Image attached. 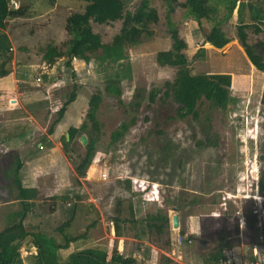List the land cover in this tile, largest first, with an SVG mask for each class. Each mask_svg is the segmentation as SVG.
Here are the masks:
<instances>
[{
    "label": "rangeland",
    "instance_id": "1",
    "mask_svg": "<svg viewBox=\"0 0 264 264\" xmlns=\"http://www.w3.org/2000/svg\"><path fill=\"white\" fill-rule=\"evenodd\" d=\"M18 1L30 9L29 17L10 19L4 31L17 43L15 46L11 44L12 59L7 65L11 72L8 75L10 78L0 82V90L18 86L19 90L27 92V99L35 101L34 117L43 128L37 130V138L34 139L36 149L38 144H43L45 148L42 152L48 151L44 141L46 136L42 133L48 132L58 118V110L75 89L77 100L69 108L63 124V136L71 126L81 127L85 123L91 125L87 118L89 101L93 94H103L98 113L101 133L94 162L85 178H79L77 174L73 178L66 200L60 198L54 203V200L50 202L47 199L46 205L39 204L38 211L42 215H51L50 219H43L46 220L45 230L51 232V236L58 242H63V236L57 228L72 217L74 209L76 219L79 212L82 216L89 209V216H100V211L93 202L83 204L82 200L95 199L107 219H113L115 207L121 202L123 220L128 217L130 201L143 203L144 195H149L158 201L155 205L164 209L162 211L169 214L172 210L180 215V230L190 234L189 221L199 222V229L195 228V234L190 236L192 242L182 244L187 257L196 256L202 263L207 262L209 253L218 245L219 234L228 228L234 234L232 239L235 245L242 247V236L237 234L236 228L237 223L240 224L238 212H242L246 222L252 226L257 220L255 211L260 206L253 198H244L259 196L264 199V193L257 191L264 171V73L252 65L238 40L240 21L237 10L240 2L230 15L228 0H212L218 13L214 19L203 20L201 24L188 17L186 10L181 7L172 15V23L178 26L181 36L188 43L187 55L192 73L232 76L230 106L226 110H220L204 103L200 108V119L195 121L192 118H177L178 106L173 101H161V95L155 104L149 106V93L154 89L163 90L165 84L173 82L177 74V68L162 67L156 60L159 52L169 50L172 46L163 0H150L160 14L159 24L152 27L153 37H146L140 46L128 50L133 77L131 81L122 82L121 97L105 90L104 73H100V67L95 63L76 62L75 59L72 66L68 67L67 59H60L51 67L43 60V49L49 44L63 46L69 40L65 30L66 20L73 13L84 12L87 3L78 0H54V4L52 0ZM141 1L143 0H134L129 9L134 10ZM239 1H246L256 7L262 6L261 0ZM11 7H16L13 0ZM251 15L250 8L246 7V24L255 23ZM216 25L232 39L222 50L213 48L206 39V35ZM93 28L102 35L104 43H111L120 32L122 23L105 26L93 24ZM247 34L248 42L264 56V31L257 33L254 28H248ZM203 48L206 49L204 55L197 56ZM2 61L3 58H0V63ZM38 77L42 78V82L36 80ZM24 112L21 109L15 113L21 116ZM71 114L74 115L75 122L68 121ZM133 118L137 120L135 126L118 143L112 144V133ZM67 121L73 125L69 126ZM83 137H86L88 143L89 135ZM207 139L214 144L203 148L198 146L199 141L205 142ZM59 142L63 146L62 138ZM87 143L83 144L81 138H77L70 147L67 158L73 169L75 162L86 155ZM3 160L4 163H9L8 158ZM103 173L108 174L107 180L102 179ZM86 178L89 180H85ZM135 179L141 181L135 184L136 187H139V183L147 182L145 187L148 189L144 193L133 187L128 188L127 182L130 181L132 186ZM1 185H4V181ZM153 185L157 189H153ZM78 195L82 196V200L78 201ZM156 210L143 208L140 214L145 217L148 211ZM3 213L4 210L1 209L0 217ZM92 217L91 221L94 219ZM227 217L233 219L228 220ZM0 222L4 226L1 219ZM120 226L122 236L132 238L135 235L132 228L125 226L124 222ZM84 227L86 225L77 220L74 227L67 228L66 231L78 235ZM247 231L254 236V241L260 237L258 229L254 231L247 228ZM175 236L178 237L171 221L166 235L153 234L145 237L162 253L153 254L154 258L149 263H160L165 256L164 251L171 254ZM138 244L134 242L133 249ZM144 246L150 248L149 245ZM68 253L69 250L64 251L63 255L60 253L61 262H68ZM144 258L145 255L141 254L136 262L147 263Z\"/></svg>",
    "mask_w": 264,
    "mask_h": 264
},
{
    "label": "trees",
    "instance_id": "2",
    "mask_svg": "<svg viewBox=\"0 0 264 264\" xmlns=\"http://www.w3.org/2000/svg\"><path fill=\"white\" fill-rule=\"evenodd\" d=\"M87 3L84 12L73 13L66 20L65 30L69 40L63 46L51 43L46 49H43V60L49 66H54L60 59H67V66L71 67L75 59L81 60L87 64L95 63L100 67V73H104L105 90L113 95L121 97L122 82L132 80V63L128 50L140 46L146 37H153V26L160 22L158 9L154 8L150 0H143L134 10L129 9V5L134 0H78ZM167 11L168 30L172 40L171 49L161 51L157 54V63L162 67L177 68L176 78L173 82H167L163 90L154 89L149 93V102L152 106L161 95V101H173L177 106V118L185 120L192 118L198 121L201 116V106L204 103L210 104L213 108L226 110L231 102L232 76L230 74H193L190 68V60L187 55L189 49L187 41L181 36L179 28L172 23V15L181 7L186 10L188 17L199 24L203 20H212L218 13V8L212 0H163ZM229 13L232 15L238 8V17L240 25L238 26V40L241 43L247 57L255 68L264 73V56L256 51V48L248 42V28H254L257 33L264 31V0H261L262 6L256 7L248 4L246 1L228 0ZM54 4V0H52ZM249 7L252 13L253 25L246 24L244 21L245 8ZM30 9L25 6L19 8L11 7V0H0V78L8 76L11 72L7 69L8 63L12 59L11 42L4 31L7 29L10 19L29 17ZM121 22L122 28L115 35L111 43H104L102 35L96 33L93 24L105 26ZM207 43L213 48L222 50L228 46L232 39L227 36L224 30L216 25L206 35ZM206 49H200L197 56L204 55ZM77 100L76 89L71 93L69 99L63 103L58 110V118L52 125L55 127L65 117L69 106ZM103 102V94L97 92L93 94L89 101L87 118L89 124H83L81 127H71L69 129V140L64 138L63 148L66 155H70V147L77 138L89 135L86 145V155L75 162V171L79 178H85L92 166L96 152L97 142L100 138L101 123L98 119V113ZM137 120L133 118L130 122H124L118 130L111 135V143H118L132 127ZM199 147H208L214 144L212 140L205 142L199 141ZM71 158V156H70ZM21 162L17 165L14 174L17 178V187L19 197L23 201V209L16 213V222L13 226L7 228L0 234V264H24L19 252L22 243L28 236H33V245L38 249V254L34 257L33 263L29 264H135L131 258L113 253L109 259L106 252L94 249L84 250L74 253L70 256L67 263H61L59 252L66 250L72 243L77 242L84 235L79 237H70L66 233L74 221L76 210L70 219L64 222L58 232L63 236V242H58L55 237L48 236L42 232L33 233L25 230L24 221L35 205L31 201L37 200L39 192L35 189H26L22 186L19 175L22 169ZM131 189V182H127ZM259 191L264 193V171L261 173L259 181ZM122 203L118 202L117 217L114 219L116 233L119 234V223L121 219ZM13 219L14 215H13ZM148 227L155 229L160 235L165 234L170 228V218L168 213L158 212L150 218ZM183 234L184 231H181ZM223 236L220 251L211 256L215 264L227 261L224 249L231 245V242ZM161 264H174L166 257Z\"/></svg>",
    "mask_w": 264,
    "mask_h": 264
},
{
    "label": "crops",
    "instance_id": "3",
    "mask_svg": "<svg viewBox=\"0 0 264 264\" xmlns=\"http://www.w3.org/2000/svg\"><path fill=\"white\" fill-rule=\"evenodd\" d=\"M15 8H19L22 6V3L18 0H13ZM52 6V5H51ZM23 19V18H18ZM9 39L12 45L15 46L17 42L13 41L12 37L10 35ZM76 62H82L81 60H75ZM52 67V66H51ZM10 77H4L0 78V82ZM47 78V75L45 76V80ZM37 79V78H36ZM18 86L15 87H9V88H3L0 90V184L2 181H4V185L0 186V208L4 210L3 215L0 217V219L3 221V225L1 226L0 222V234H2L7 228L13 226L16 222H19L16 220L15 214L21 212L23 209V201L19 197V190L16 185L17 178L14 174V171L17 167V165L21 162L22 169L20 171L19 180L22 184V186L26 189H35L39 192V197L37 200L31 201V203H34V207L30 209L25 221H24V228L25 230L31 231L33 233L42 232L48 236H51V232L45 230V224L46 220L51 218V215L45 214L42 215L38 211L39 204L42 205L47 202V199L54 203L58 201V199H67V194H69L70 186L72 185L73 178H75L76 174L75 169H73V166L69 162L67 155L65 153L64 148L59 142V140L62 138L64 142V138H67L69 140V130L65 135L63 136L62 131L64 130V121L66 117L68 116V111L64 117V119L57 124L55 127H53L52 124L49 128L48 132L44 131L42 135H45L44 141L47 143L48 151L42 152L45 148L43 144H38L36 149V141L34 139L37 138V130H43V128L38 124L37 120L35 119L34 115L35 112V101L29 100L26 98V91H21ZM46 100L47 97H44ZM29 100V101H28ZM23 109L24 115L18 116L15 112ZM5 114H7V117H5ZM74 119V115L71 114V117L69 118V122H72ZM67 123L69 126L73 125L72 123ZM55 122V121H54ZM73 122H75L73 120ZM71 127H77L71 126ZM70 127V128H71ZM69 128V129H70ZM31 136H33L31 138ZM49 144V145H48ZM4 158H8L9 163H4ZM3 164V165H2ZM73 172V173H72ZM102 174V179L103 175ZM78 176V175H77ZM82 181V179H80ZM85 180H89V178H86ZM141 182L138 179H135L133 181V185L131 186L138 191L144 193L147 189L143 190L139 187H136L135 182ZM260 181V180H259ZM84 182V181H83ZM146 184L147 182H142ZM128 186V185H127ZM157 189V186L153 185V189ZM140 190H139V189ZM257 191H259V183L257 187ZM256 191V192H257ZM67 193V194H66ZM152 193V192H151ZM153 193H156L153 191ZM260 193V191H259ZM146 196V197H145ZM144 202L141 203L139 201L133 200L129 202V212L128 217L123 219V222L125 223V226H130L132 230L134 231L135 235L133 237H125L121 234V223H119V234L116 233V227L114 224V219L117 217V209H118V203L115 207L116 214L113 216V219H107L102 209L99 207V205L96 204V200L93 198H90V200H82V196L78 195L77 199L83 204H86V202H93L96 206V208L100 211V216H89L90 209L87 210L88 212H83L82 216L80 212L77 215V219L74 218V221L72 222L71 226L69 227L72 229L74 227V224L79 220L80 223H84L86 227L81 229L79 231L78 235H72L70 231H66L67 235L70 237H79L84 235V238H80L77 242L72 243L70 247L66 250H61L59 252V255H63L64 251H68V256H71L74 253H78L84 250L88 249H94V250H100L103 252L108 253L109 259L112 257L113 253H117L120 255H123L126 258H131L135 261V264H161L162 261L168 257L171 259L174 264H215L214 260H212L211 256L215 254L216 252L220 251V244L222 241L223 236H227L228 240L231 242V245L226 247L224 249V254L227 256V261H222L219 264H225V263H240L242 261H251L254 259V253L253 249L255 246L258 245V247L261 248V254L260 258L264 262V252H262V249H264V245L261 247L260 237L257 241H254V236H252L250 231H247V228H251L252 230L257 229L260 231V236L264 234V205H263V198L259 196H253V197H245L244 199L250 200L253 198L258 202L259 209L255 211V214L257 216L256 222L250 226L246 222L245 216L242 214V212H238L239 223H237V234L242 236V247L236 246L235 242H233L232 234L229 230V228L224 230L221 234H219L218 239V245L215 247L210 253L209 257L207 259V262L202 263L201 259L194 256H186V252L182 248V245H179L177 242V237L174 238L173 248L171 250V254L167 252H163L165 256L162 258V261L160 263H149L150 259H153V254H159L160 249L152 245L146 240V236H153L159 235L164 236L166 235L170 228H168L165 232V234L160 235L155 229L150 230L148 227L150 218L157 214L158 212H161L164 209H161L160 207L156 206L155 203H158L156 199H153L149 197V195H144ZM231 197H229V200ZM261 198V199H260ZM45 200V201H43ZM142 204V206H141ZM90 206V205H89ZM54 209H57L55 206ZM146 208L147 210H151L152 208H158L156 211H146L145 217L141 215L142 209ZM0 209V210H1ZM122 209V208H121ZM123 210V209H122ZM145 210H143L144 212ZM164 213H167L165 211H162ZM97 211H95V214ZM13 215L14 218L13 219ZM123 211L121 214L122 219ZM176 214L174 211H170L168 216L170 218V226L172 221V227L174 232H176V235L183 234L180 230L182 226L181 217L179 216V223L180 227L178 230L174 228L173 226V217ZM43 216V217H42ZM53 216V214H52ZM91 217L94 218L91 221ZM100 219H99V218ZM46 219L45 221L43 219ZM172 218V219H171ZM228 218V217H227ZM233 218H228V220H232ZM249 226V227H248ZM190 234H185L188 236V239L184 241L188 242L189 244L192 242L191 235L195 234V228L199 229V222L196 223V220H191L188 223ZM58 230V228H57ZM138 230V231H137ZM195 236V235H194ZM53 237V236H52ZM190 237V238H189ZM34 238V237H33ZM107 240V241H106ZM188 240V241H187ZM33 239L29 242L26 240L22 243L20 247V254H21V260L24 264L27 263H33L31 261L35 260L33 257H35L38 254V249L33 245L32 243ZM106 241V244L104 242ZM254 241V242H253ZM134 242H138L136 249H133ZM77 245V246H76ZM144 245H149V247H145ZM21 248L23 250H21ZM77 249L76 251H74ZM157 252V253H156ZM142 255H145L144 260L147 259V263H137V259L141 257ZM162 254V253H161ZM33 256V257H30ZM70 258V257H69ZM68 258V260H69ZM61 261V259H60ZM63 263V262H61Z\"/></svg>",
    "mask_w": 264,
    "mask_h": 264
},
{
    "label": "built area",
    "instance_id": "4",
    "mask_svg": "<svg viewBox=\"0 0 264 264\" xmlns=\"http://www.w3.org/2000/svg\"><path fill=\"white\" fill-rule=\"evenodd\" d=\"M36 80L38 82H42V78H40V77H38ZM107 179H108V174L106 173L103 175V180H107ZM135 183L137 184L138 182L136 181ZM138 186L140 189H143V190H145L147 188V187H145L144 183H139ZM186 239H188V236L183 235V234H179L177 237V242L179 245H182ZM260 242H261L260 245L262 247L264 245V234H262L260 236ZM262 252H264V249H262ZM253 253H254V259L251 261H242L240 263H225V264H264V262L260 258L261 248L258 247V245L254 247Z\"/></svg>",
    "mask_w": 264,
    "mask_h": 264
},
{
    "label": "water",
    "instance_id": "5",
    "mask_svg": "<svg viewBox=\"0 0 264 264\" xmlns=\"http://www.w3.org/2000/svg\"><path fill=\"white\" fill-rule=\"evenodd\" d=\"M81 141L83 144H86L87 143V139L86 137H82L81 138ZM173 226L174 228L178 229L180 227V223H179V216L178 215H175L173 217ZM34 239L33 236H28L27 237V241L29 242L30 240Z\"/></svg>",
    "mask_w": 264,
    "mask_h": 264
}]
</instances>
